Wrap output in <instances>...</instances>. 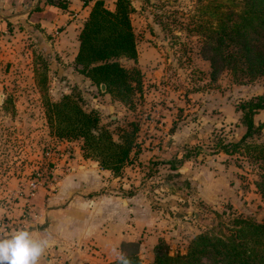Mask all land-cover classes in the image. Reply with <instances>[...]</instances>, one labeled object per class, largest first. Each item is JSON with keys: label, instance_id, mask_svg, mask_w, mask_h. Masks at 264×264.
Segmentation results:
<instances>
[{"label": "rangeland", "instance_id": "374dc122", "mask_svg": "<svg viewBox=\"0 0 264 264\" xmlns=\"http://www.w3.org/2000/svg\"><path fill=\"white\" fill-rule=\"evenodd\" d=\"M60 1L65 5L69 2ZM103 1L107 7H114L115 0ZM130 1L142 92L128 103L113 99L78 71L75 55L80 26L72 27L65 36L61 35V24H56L50 33L36 27L37 31L26 30L17 38L18 43L31 47L34 69L22 76V82L18 81V73L9 72L3 88L0 190L7 194L0 197V204L21 203L24 209L30 181L47 185L51 177L60 176L55 172L58 159L68 153L75 156L73 144L81 146L82 140L58 137L48 121V104L63 94H71L83 109L97 111L99 127L107 129L113 139L119 140L123 132L131 130L133 122L138 126L135 140L139 152L147 151L145 157H158L166 143L172 141L180 149L174 163L190 161L185 174L170 179L177 196L171 197L161 182L169 173L165 166L156 159L139 161L131 153L134 164L142 166L144 177L151 178L147 189L156 195H152V207L172 201L173 215L180 218L188 211L182 220L191 229L176 228L175 224L178 233L162 239L171 254L184 253L194 235L219 231L234 217L264 220V202L255 186L256 163L243 147L224 153L218 146L240 139L244 127L237 106L263 92L264 76L246 83H235L228 71L210 76L209 62L200 52V38L208 28L222 22L232 6L231 0ZM67 11L69 15L74 13ZM74 19L78 24L82 17ZM120 62L126 67L134 65L126 58ZM24 106L30 110L19 111ZM254 122L258 131L247 143H263L264 109L254 115ZM141 258L144 262L152 260L145 251Z\"/></svg>", "mask_w": 264, "mask_h": 264}, {"label": "trees", "instance_id": "16d2710c", "mask_svg": "<svg viewBox=\"0 0 264 264\" xmlns=\"http://www.w3.org/2000/svg\"><path fill=\"white\" fill-rule=\"evenodd\" d=\"M50 4L65 7L60 0H47ZM232 6L217 27H210L201 35L200 52L209 62L210 76L228 71L235 83H246L264 76V0H231ZM86 4V1H84ZM130 0H115L110 9L103 0H93L88 16L78 33L75 64L78 71L105 92L122 103L130 102L142 92V74L136 66L138 50L131 14ZM132 60L126 67L120 59ZM244 131L236 142L219 143V150L231 153L240 148L257 165L255 186L264 202V142L247 143L258 131L254 115L264 109V90L261 94L242 101ZM48 121L58 137L81 139L83 156L98 161L100 167L119 175L124 166L137 155L135 140L137 124L123 132L119 140L99 127L100 118L95 110L83 109L71 94H63L58 101L48 104ZM174 163L172 166L181 163ZM176 164V165H175ZM125 251L133 264H264V220L258 222L234 217L227 227L213 233L194 235L185 252L171 254L166 243L160 240L154 247L151 261L144 262L138 254V243L128 244ZM106 264H118L115 259Z\"/></svg>", "mask_w": 264, "mask_h": 264}, {"label": "crops", "instance_id": "0c3cea01", "mask_svg": "<svg viewBox=\"0 0 264 264\" xmlns=\"http://www.w3.org/2000/svg\"><path fill=\"white\" fill-rule=\"evenodd\" d=\"M92 3L91 0L86 4L69 0L65 7H58L47 0H0V100L5 96L3 88L8 83L9 72L18 73V81L22 82V76L34 69L31 47L18 43L17 38L26 30L37 31L36 27L50 33L56 24L63 25L61 35L65 36L72 27L81 28ZM67 10L74 13L69 15ZM74 16H81V22L76 24ZM23 108L19 111L30 110ZM65 144L73 143L66 141ZM73 146L77 149L74 157L68 153L67 157L58 159L55 172L60 176L40 186L35 195L26 200L24 209L21 203L0 204V225L6 235L31 228L34 237H48L49 245L39 264H106L117 259L116 252L130 251L129 243H138L140 257L145 251L153 258L155 245L162 239L168 240L173 232L178 233V226L191 229L182 220L187 218L188 211L181 213L180 218L173 215L172 201L152 207V195H156L147 189L151 178L144 177L142 166L135 165L134 158L119 175H114L100 167L98 161L84 157L80 145ZM178 151V145L168 141L158 157H145L147 151L137 154L139 161L156 159L165 166L169 173L161 182L166 186L167 196L171 197L176 196V192L171 188L170 179L185 174L190 164L188 160L180 166H172L171 161ZM0 193V197L7 194L2 189Z\"/></svg>", "mask_w": 264, "mask_h": 264}, {"label": "clouds", "instance_id": "9594fccd", "mask_svg": "<svg viewBox=\"0 0 264 264\" xmlns=\"http://www.w3.org/2000/svg\"><path fill=\"white\" fill-rule=\"evenodd\" d=\"M0 225V264H39L49 245L47 236L34 237L31 228H22L11 235ZM113 251H116L115 249ZM118 264H133L124 251L116 252Z\"/></svg>", "mask_w": 264, "mask_h": 264}, {"label": "built area", "instance_id": "2783aa9c", "mask_svg": "<svg viewBox=\"0 0 264 264\" xmlns=\"http://www.w3.org/2000/svg\"><path fill=\"white\" fill-rule=\"evenodd\" d=\"M50 179H51L50 181H55V180H56V177H51ZM40 186H43L42 183H41L40 181L35 180V179L32 180V181H30V183H29V188H30V191H29V198H30L31 196H34V195H35V193L37 192V190H38V188H39ZM29 198H27V199H29Z\"/></svg>", "mask_w": 264, "mask_h": 264}, {"label": "water", "instance_id": "95a60500", "mask_svg": "<svg viewBox=\"0 0 264 264\" xmlns=\"http://www.w3.org/2000/svg\"><path fill=\"white\" fill-rule=\"evenodd\" d=\"M100 88H101L102 91H105V85L104 84H101Z\"/></svg>", "mask_w": 264, "mask_h": 264}]
</instances>
